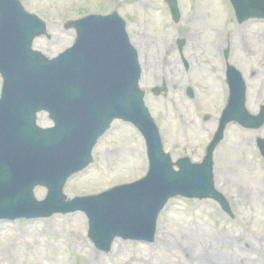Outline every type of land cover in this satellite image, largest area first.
<instances>
[{
    "label": "rangeland",
    "instance_id": "rangeland-1",
    "mask_svg": "<svg viewBox=\"0 0 264 264\" xmlns=\"http://www.w3.org/2000/svg\"><path fill=\"white\" fill-rule=\"evenodd\" d=\"M21 1L48 23L53 38L38 39L35 48L50 58L74 43L76 33L64 29L67 22L89 14L121 13L140 53L145 73L142 84L153 88L161 76L169 78L168 98L152 96L150 104L164 148L174 161L189 156L193 162H202L216 131L223 96L220 75L225 68L219 49L231 47L230 62L247 82L249 112L257 115L264 105V21L250 20L258 22L251 27L250 21L236 24L229 0H180L182 16L176 25L167 17L169 8L161 0ZM228 27L233 30L227 34ZM179 38L187 41L185 55L192 65L188 73L177 50ZM186 86L195 89L196 102L187 99ZM223 94L228 95L227 88ZM207 115L211 119L203 122ZM39 125L52 126L47 114L40 115ZM258 138L264 139V127L248 130L231 124L216 154V185L230 201L234 219L210 200H171L160 216L156 243L118 239L108 255L89 240L88 219L81 212L75 215L82 220L73 222L68 218L74 214L0 221L5 228L0 233V264H199L195 258L203 255L210 259L213 248L232 264H263V255L253 250L257 245L264 253V160L259 155ZM93 157L89 168L66 184L64 192L70 199L131 183L142 178L148 168L143 139L120 121L99 141ZM46 195L47 189H35L38 200Z\"/></svg>",
    "mask_w": 264,
    "mask_h": 264
},
{
    "label": "water",
    "instance_id": "water-1",
    "mask_svg": "<svg viewBox=\"0 0 264 264\" xmlns=\"http://www.w3.org/2000/svg\"><path fill=\"white\" fill-rule=\"evenodd\" d=\"M168 1L179 22L176 0ZM232 2L240 22L264 19V0ZM105 20L93 16L67 25L77 29L78 40L50 60L32 50L34 39L47 33L46 25L27 14L19 1L0 0V72L5 79L0 102V219L87 211L90 238L109 251L117 236L152 241L158 215L171 197L213 198L229 212L226 199L215 189L213 151L232 121L261 128L264 108L258 117L249 115L245 83L230 68V102L208 156L202 164L181 159L176 172L138 88L137 54L124 31L104 29ZM43 110L50 113L55 128L37 126V113ZM116 118L134 123L144 134L151 160L148 176L99 197L67 202L65 182L90 164L98 139ZM259 145L264 154V141ZM31 175L39 176L28 178ZM38 185L49 189L43 202L34 197Z\"/></svg>",
    "mask_w": 264,
    "mask_h": 264
},
{
    "label": "bare ground",
    "instance_id": "bare-ground-1",
    "mask_svg": "<svg viewBox=\"0 0 264 264\" xmlns=\"http://www.w3.org/2000/svg\"><path fill=\"white\" fill-rule=\"evenodd\" d=\"M257 24H258L257 21H250L249 26L251 27V26H255ZM38 47H42V46L39 44ZM167 78H168L167 76H161L160 77V81L164 80L165 82H167ZM168 80H169V78H168ZM254 138H255V136L252 139H254ZM38 176L31 175L28 178L35 179ZM15 182H16V186H18V184H19L18 178L15 179ZM75 218L79 219V220H82V216H80V215H73V216L69 217L68 219H69V221L73 222ZM4 230H5L4 226L2 224H0V233L3 232ZM84 244H85V240H82L80 245L83 246ZM253 250H254V252L256 251L257 254H262L263 255V260L260 259V263L264 264V253L261 251V248L259 246H257V245H254L253 246ZM212 251H213V253H212ZM211 254L213 255L211 258L206 256L207 258H210V259H206L202 255L201 257L197 256L195 258V261H198L199 264H232L230 262V258L229 257H227V256H225V255H223V254H221L219 252L216 253L214 248L211 249Z\"/></svg>",
    "mask_w": 264,
    "mask_h": 264
}]
</instances>
